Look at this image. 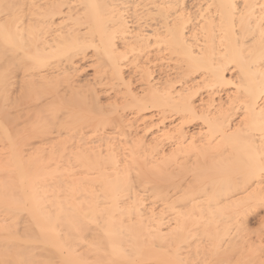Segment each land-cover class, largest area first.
<instances>
[{"label":"bare ground","instance_id":"obj_1","mask_svg":"<svg viewBox=\"0 0 264 264\" xmlns=\"http://www.w3.org/2000/svg\"><path fill=\"white\" fill-rule=\"evenodd\" d=\"M0 264H264V0H0Z\"/></svg>","mask_w":264,"mask_h":264}]
</instances>
